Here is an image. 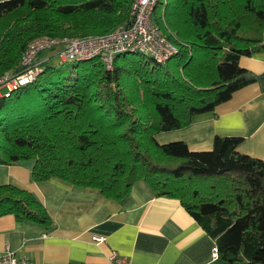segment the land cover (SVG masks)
<instances>
[{"label": "trees", "instance_id": "1", "mask_svg": "<svg viewBox=\"0 0 264 264\" xmlns=\"http://www.w3.org/2000/svg\"><path fill=\"white\" fill-rule=\"evenodd\" d=\"M132 1L0 0V77L21 71L34 37L86 32L76 15H95L99 34L129 25ZM158 6L153 20L177 49L166 60L131 50L117 53L110 69L97 57L67 58L74 63L61 67L50 62L56 50H43L32 79L2 86L0 163L32 159L33 180L56 178L118 200L144 179L156 195L179 200L214 239L219 258L264 264V159L240 152V136L215 135L206 150L156 139L255 80L239 59L264 51V0ZM6 213L48 220L39 200L11 183L0 184Z\"/></svg>", "mask_w": 264, "mask_h": 264}, {"label": "crops", "instance_id": "2", "mask_svg": "<svg viewBox=\"0 0 264 264\" xmlns=\"http://www.w3.org/2000/svg\"><path fill=\"white\" fill-rule=\"evenodd\" d=\"M239 65L255 76L253 82L188 125L158 133L167 136L159 142L183 140L191 150H206L215 135H234L242 138L240 152L264 159V51L241 56ZM33 164L0 163V184L34 195L48 220L1 214L0 254L8 249L35 264H111L112 251L125 264H238L219 258L214 239L179 200L156 195L144 179L118 200L56 178L33 180Z\"/></svg>", "mask_w": 264, "mask_h": 264}, {"label": "built area", "instance_id": "3", "mask_svg": "<svg viewBox=\"0 0 264 264\" xmlns=\"http://www.w3.org/2000/svg\"><path fill=\"white\" fill-rule=\"evenodd\" d=\"M158 0H133L132 21L129 25L99 35L85 37H38L31 40L24 49L18 73L0 77V86L11 89L32 79L38 72L36 57L43 50H56L63 59L97 57L110 69L115 55L123 51L137 50L151 55L162 62L176 52V46L168 41L153 20ZM1 94V93H0ZM8 93H4L7 95ZM102 237L94 236L100 241ZM216 252V247H213ZM111 264H125L126 260L112 251L108 257ZM0 264H35L25 257H17L10 250L0 254Z\"/></svg>", "mask_w": 264, "mask_h": 264}, {"label": "rangeland", "instance_id": "4", "mask_svg": "<svg viewBox=\"0 0 264 264\" xmlns=\"http://www.w3.org/2000/svg\"><path fill=\"white\" fill-rule=\"evenodd\" d=\"M155 10H156V12H155ZM155 10H154V14H159L161 12V8L159 6ZM74 18L76 19V22L79 25H85L86 26V30H85L86 32L77 33L75 35V37L99 35V33H96L94 31L98 27L97 17L95 15H93V14H80V15H76ZM2 31H4V29ZM37 37H42V35H38V36L34 37L33 39H35ZM71 37H74V36H71ZM58 38H61V37H58ZM30 41H28V43ZM11 51L12 50H10L9 52H11ZM43 52L46 53V50H44ZM50 62L56 64L57 66H61V67H70L74 63V60H72V59L63 60L59 55L55 54V55L50 57ZM6 74L8 75V72H6ZM140 107H141L140 110H142V107H143L144 110H142V111L143 112L146 111V107L144 105H142ZM166 137L167 136L165 134H158V137L156 139H157V141H163V140H166L165 139Z\"/></svg>", "mask_w": 264, "mask_h": 264}, {"label": "water", "instance_id": "5", "mask_svg": "<svg viewBox=\"0 0 264 264\" xmlns=\"http://www.w3.org/2000/svg\"><path fill=\"white\" fill-rule=\"evenodd\" d=\"M2 86H0V88H1Z\"/></svg>", "mask_w": 264, "mask_h": 264}]
</instances>
